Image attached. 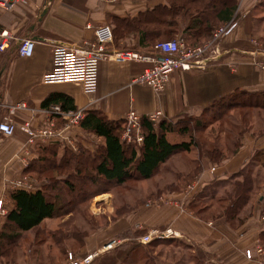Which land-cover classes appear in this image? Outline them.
I'll use <instances>...</instances> for the list:
<instances>
[{"label":"crops","instance_id":"0c3cea01","mask_svg":"<svg viewBox=\"0 0 264 264\" xmlns=\"http://www.w3.org/2000/svg\"><path fill=\"white\" fill-rule=\"evenodd\" d=\"M167 1L22 0L9 10L0 9V31L8 30L14 39L12 47L0 52V113L3 110L5 116V107L21 100L29 107L14 115L16 130L12 136L0 134V199L4 203V211L0 212V227L11 207L8 192L18 188L14 182L26 176L31 186L38 185L37 179L23 172L26 165L36 157V150L34 144L26 143L28 135L21 126L25 120H30L32 126L38 124L39 118H43L39 104L48 94H68L77 108L99 111L112 120L124 119L126 112L132 108L141 115L160 110L165 119L175 122L185 116L197 117L205 113L214 102L234 92L264 91V72L254 67L250 55V17L252 9L258 4L257 0H237L238 21L222 39L219 56L209 60L202 68L175 70L161 93L152 92L146 85H129L130 79L146 66L140 62L101 60L97 66V88L90 95L83 93L77 84H72V87L77 88L74 91L61 88L49 90L48 86L57 84H44L40 81L41 75L49 68L51 46L56 43L79 44L91 38L92 32L86 29V24L96 26L108 23L112 26L113 42L108 47L109 51L135 49L140 53H151L153 45L142 41L139 43L137 32L132 29L127 31L128 24L123 21H129L147 9L165 5ZM175 37H181V32H176ZM23 38L37 41L31 57H20L15 53V44ZM181 138H187V134L173 133L170 139ZM262 148L264 133L255 136L245 133L233 154L219 163L208 162V166L197 178L198 181L190 183L183 190L168 194V203L159 201L154 207L145 204L134 216L132 214L96 231L86 238L85 245L79 250L82 255L75 257L100 253L101 247L110 240H117L118 246L111 245L105 253L124 249L130 244L128 227L137 219L133 223L140 227L142 224L147 225L148 231L167 228L170 233L167 236L169 242H185L187 246H196L215 255L214 258L220 264H252L244 258L243 251L258 241L260 231L264 230V223L260 220L264 219V215L259 218V214L253 211V215L243 225L234 229L220 219L201 220L193 214L191 204L198 197L205 198V191L214 184L236 175L248 163L252 154ZM148 231L135 238L144 247L149 246V240L142 242L144 237L151 235ZM129 252L121 253L120 256L125 257ZM28 259V256H24V264H27ZM65 263L64 259L59 264Z\"/></svg>","mask_w":264,"mask_h":264},{"label":"rangeland","instance_id":"374dc122","mask_svg":"<svg viewBox=\"0 0 264 264\" xmlns=\"http://www.w3.org/2000/svg\"><path fill=\"white\" fill-rule=\"evenodd\" d=\"M257 2V9L254 6L255 8L252 9L253 14L252 16L250 15L252 35L249 37V42L252 38H255L259 42L264 43V21L258 19L264 16V0H257ZM236 5L239 7L238 1ZM236 19H238V14ZM158 39L160 41L172 38L160 37ZM72 84L50 85L47 88L49 90L61 88L74 91L77 88L72 87ZM225 99L220 103L212 105L205 113L199 114L197 117L185 116L181 118L182 120L188 119L187 122H189L193 129L191 135H193V141L196 142V146H193L190 151L175 153L166 163L159 167L150 179L131 178L119 185L109 184L106 181L97 179L95 185L90 186L92 187L89 189L91 191L88 192L91 194L90 198L78 205L75 211L43 220L32 231L24 233L18 239L19 245L13 255L16 264H24L25 255L29 257L27 264H59L64 259L66 260L65 264H68V253H71L74 258H78L75 256H81L82 254L79 253V250L85 245V240L90 235L122 218L131 216L132 214L134 216L137 210L145 204H151V207H154L155 203L159 201L168 203V199H170L168 198V194L173 191L183 190L190 183L198 181L197 178H199L203 169L208 166V162L219 163L233 154L245 133L254 136L264 133V107H236V100L244 99L245 103L246 100H254L251 96L246 97L245 95L238 94V92H234V94ZM4 114V111L1 110L0 121L3 119ZM143 116L145 115H141V117ZM122 120H124V124L122 123L124 130L120 134L121 141L124 144L138 145L137 141L128 140V136L124 132L130 129V125H128L125 119ZM160 120L167 119L162 116L158 121ZM196 122L198 126L194 128L193 123ZM38 125H45L43 118H39ZM38 125L36 124V126ZM52 129L62 130L61 140L57 142L64 149L72 151H77L78 147L85 149L91 147L95 149V146L101 144L99 138L88 136V134L81 132L78 126L75 127L74 124L68 123L58 117L54 119ZM130 133L131 136L129 137H132L135 131L130 129ZM237 141L238 144H236ZM210 148L218 149L223 159L211 161L208 157L204 156L203 152ZM242 171L250 173L251 178L255 179V186L257 185V188L252 193L250 200L240 206L233 220L234 225L232 226L228 223L232 228L235 227L234 229L243 225L253 215V211L259 214V218L264 215L263 148L257 149L252 154ZM67 172L71 171L66 170L65 173ZM240 178L241 176L238 173L228 180L226 179L221 183L218 182L213 187L208 188L204 194L205 198L202 200L198 199V203L192 206L193 214L204 221L220 219L225 222L222 216L227 200L223 201L219 198L225 197L231 190L232 181ZM72 181H74L72 177H67L65 182L60 183L61 185L55 182V191L60 192L64 198H69L65 191V185L71 184ZM73 183L77 184V182ZM98 190L103 192L92 196ZM241 219L244 221L239 224L238 221ZM260 220L264 223V219L261 218ZM135 221L137 219L133 222ZM133 222L128 227V242L130 244L127 247L111 254L105 253L110 250L107 245L118 246L116 245L117 240H110L101 247L102 252L100 253L105 254L100 255V253L92 252L93 259L89 264H93L95 261V264H198L199 261L194 259L198 256L202 257L203 264H220L212 253H206L196 246H187L185 242H152L156 237H159L160 233L166 231L167 228H163L164 230L161 231H148L149 227L147 225L142 224L140 227ZM147 231L151 233L149 236V246L144 247L143 243L135 240V238L136 236H143ZM255 243L256 241L252 246ZM258 243L264 248V241L262 242L260 238L258 239ZM128 250L130 252L127 256H120L121 253H126ZM66 252H68L67 256ZM2 264H5V262L3 261ZM252 264L254 263L252 262Z\"/></svg>","mask_w":264,"mask_h":264},{"label":"trees","instance_id":"16d2710c","mask_svg":"<svg viewBox=\"0 0 264 264\" xmlns=\"http://www.w3.org/2000/svg\"><path fill=\"white\" fill-rule=\"evenodd\" d=\"M236 4L237 0H168L165 5L147 9L123 22L128 24L127 31L132 29L137 32L139 43L142 41L154 45L158 38H173L174 34L180 31L185 44L194 46L210 38L214 28L223 23L230 22L231 30L238 21ZM255 7L257 9V6ZM258 19L264 21V16ZM238 94L251 96L254 100H246V103L244 99L236 100V107H264V91H241ZM227 97L224 96L212 105L224 101ZM52 105H59L63 111L77 108L73 98L62 92L48 94L41 100L39 107L48 109ZM187 121L188 119L175 122L160 120L154 126L143 116L139 123L142 131L141 143L124 144L120 139L124 120H112L99 111L87 110L78 128L81 132L92 133L101 140V144L95 146V149L78 147L77 151H72L64 149L58 142H35L36 157L26 165L23 172L37 179L38 185L29 188L18 187L8 192L11 207L0 227V264L3 261L5 264H16L13 255L19 245L18 239L45 219L75 211L78 205L90 198V186L95 185L97 179L116 185L131 178L150 179L175 153L190 151L196 146V142L193 141V129ZM196 126L198 123H193V127ZM173 133L187 134V138L170 139ZM203 153L211 161L223 159L221 152L216 148L206 149ZM66 170L71 172L65 173ZM242 170L238 172L241 178L232 181L230 192L219 198L227 200L222 217L232 226L240 206L250 200L257 188L255 179L251 178L250 173ZM67 177H72L74 181L65 185L66 194L69 196L66 199L60 192L55 191V185L65 182ZM101 192L103 191L98 190L92 196ZM198 199L202 200L201 197L196 198L192 206L198 203ZM243 221L241 219L238 223ZM259 238L264 241V230L260 231ZM158 241L167 242L169 238L158 237L152 242ZM198 257L194 259L199 261L198 264H203L202 257Z\"/></svg>","mask_w":264,"mask_h":264},{"label":"built area","instance_id":"2783aa9c","mask_svg":"<svg viewBox=\"0 0 264 264\" xmlns=\"http://www.w3.org/2000/svg\"><path fill=\"white\" fill-rule=\"evenodd\" d=\"M22 0H0V9L9 10ZM86 29L91 30L92 37L85 39L79 44L56 43L51 46L49 68L41 75L40 81L44 84H77L85 94H93L97 88V66L101 60L108 59L116 63L140 62L146 66L140 73L133 76L129 85L142 84L150 88L156 94L161 93L166 88L171 74L175 70H190L192 68H202L211 59L217 58L221 51V42L230 28V22L223 23L212 31L210 38L206 41L189 46L185 44L181 37L169 40H160L152 46V52L143 54L135 50L124 49L119 51H109L108 47L113 42L112 26L108 23L92 26L85 25ZM13 36L8 30L0 31V52L9 49L13 45ZM35 40L23 38L15 46V53L20 57H31L36 47ZM250 55L252 64L260 71H264V43L257 39L250 40ZM7 112L0 121V134L5 137L12 136L16 130V123L13 121L14 115L19 111L28 110L27 103L23 100L17 101L5 107ZM45 125L32 126L30 120H25L21 126L28 137L26 143L32 145L35 142H57L61 140L62 130H54L52 126L57 117L68 123L79 125L84 116V108L63 111L59 105H52L48 109L39 110ZM163 116V112L155 110L145 114L150 122L155 126ZM141 115L132 108L129 109L124 119L130 125V129L135 131L132 137L130 129L125 131L129 141H142V131L140 128ZM26 176L14 182V185L22 188H29L31 184ZM4 211L3 199H0V212ZM169 230L159 235L167 237ZM149 240L146 236L142 242ZM112 244L107 245L110 247ZM244 258L254 264H264V248L258 241L251 248L243 251ZM93 254H88L82 258H74L68 253V264H89Z\"/></svg>","mask_w":264,"mask_h":264},{"label":"water","instance_id":"95a60500","mask_svg":"<svg viewBox=\"0 0 264 264\" xmlns=\"http://www.w3.org/2000/svg\"><path fill=\"white\" fill-rule=\"evenodd\" d=\"M19 43V41L15 44V46Z\"/></svg>","mask_w":264,"mask_h":264}]
</instances>
